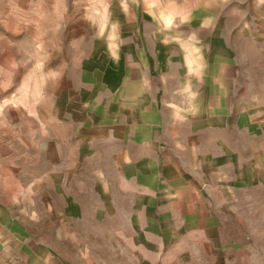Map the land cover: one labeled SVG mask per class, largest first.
<instances>
[{
  "label": "crops",
  "instance_id": "crops-1",
  "mask_svg": "<svg viewBox=\"0 0 264 264\" xmlns=\"http://www.w3.org/2000/svg\"><path fill=\"white\" fill-rule=\"evenodd\" d=\"M221 1L234 2L230 15H216L209 0L201 21L211 43L231 36L259 44L253 89L243 75L172 74L179 69L169 51H186L168 44L167 15L150 11L161 4L163 12L162 0L118 1L127 15L106 12L90 31L80 5L73 11L64 1L51 15L82 27L0 63V177L18 173L54 188L90 177L127 215L138 264H185L193 246L231 245L225 215L239 191L264 184V0Z\"/></svg>",
  "mask_w": 264,
  "mask_h": 264
},
{
  "label": "rangeland",
  "instance_id": "rangeland-1",
  "mask_svg": "<svg viewBox=\"0 0 264 264\" xmlns=\"http://www.w3.org/2000/svg\"><path fill=\"white\" fill-rule=\"evenodd\" d=\"M64 1L71 3L73 11L80 5L78 11L91 19L89 31L99 29L98 20L106 12L127 15V5L121 0H0V63H9L16 53H24L27 59L30 53L54 46L82 27L79 21H56L63 16L51 15L63 8ZM162 1L163 12L161 4L150 11L167 15L168 44L184 46L186 51L182 55L174 48L169 51V59H177L179 69L172 74L227 80L243 75L248 90L253 89L250 67L259 45L255 40L230 36L211 43L201 21L207 16L209 0ZM233 3L217 0L213 9L216 15H224L225 10L230 15ZM135 7L143 30L147 10L143 1ZM191 43L202 46L204 53H196L198 48ZM211 44L222 48L209 54ZM84 178L81 182L80 177H73L54 188L48 181L39 184L18 173L0 177V264H138L132 256L127 215L112 199L99 196L90 177ZM236 200L224 218L232 244L224 249L193 246L191 260L185 264H264V184L239 191Z\"/></svg>",
  "mask_w": 264,
  "mask_h": 264
}]
</instances>
